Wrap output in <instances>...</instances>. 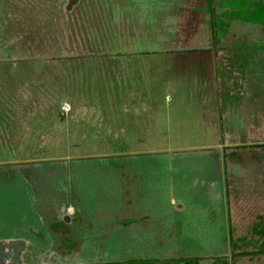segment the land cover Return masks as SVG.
Listing matches in <instances>:
<instances>
[{"label": "rangeland", "instance_id": "374dc122", "mask_svg": "<svg viewBox=\"0 0 264 264\" xmlns=\"http://www.w3.org/2000/svg\"><path fill=\"white\" fill-rule=\"evenodd\" d=\"M218 1L0 0V264H264V26Z\"/></svg>", "mask_w": 264, "mask_h": 264}, {"label": "trees", "instance_id": "16d2710c", "mask_svg": "<svg viewBox=\"0 0 264 264\" xmlns=\"http://www.w3.org/2000/svg\"><path fill=\"white\" fill-rule=\"evenodd\" d=\"M211 3V0H207V4L210 7ZM217 4L222 7L232 8L231 11L223 13V16H226L228 19L243 20L264 26V0H220ZM223 26L216 18L213 19L216 39L222 35L221 29H224Z\"/></svg>", "mask_w": 264, "mask_h": 264}]
</instances>
